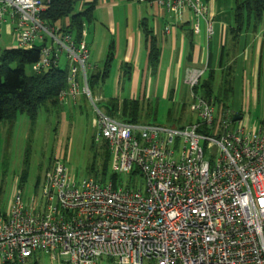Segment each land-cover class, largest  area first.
<instances>
[{
	"label": "built area",
	"instance_id": "1",
	"mask_svg": "<svg viewBox=\"0 0 264 264\" xmlns=\"http://www.w3.org/2000/svg\"><path fill=\"white\" fill-rule=\"evenodd\" d=\"M49 0H0V26L16 48L41 45L35 73L65 57L61 104L89 102L95 139L106 142L111 171L127 179L75 178L55 161L39 200L16 188L0 213V264H25L34 254L69 264H264V124L253 130L216 118L214 105L192 88L207 68L186 69L194 120L183 127L124 122L97 106L87 84L89 50L81 37L41 18ZM198 34L212 25L202 0H156ZM168 32L169 27H165ZM141 178V180H140Z\"/></svg>",
	"mask_w": 264,
	"mask_h": 264
},
{
	"label": "rangeland",
	"instance_id": "2",
	"mask_svg": "<svg viewBox=\"0 0 264 264\" xmlns=\"http://www.w3.org/2000/svg\"><path fill=\"white\" fill-rule=\"evenodd\" d=\"M232 1L223 13L225 18H231ZM2 27L4 29V26ZM239 44L240 41L236 46L228 49L238 54ZM262 55V66L258 70L259 75L256 80L258 87H253V73L248 68V61L243 60V54H238L231 71L232 93L226 101L225 112H238L241 121L246 122L247 130H253L264 124V46ZM253 60L251 64H255ZM59 64L65 67L64 56L60 58ZM247 80L250 82L248 87L245 85ZM131 83L132 79L128 76L125 78L118 76L113 64L105 82L98 83L93 88V95L100 97L96 102L97 106L101 108L105 99L109 97L119 101L137 98L142 106L141 121L143 122L175 127L176 119L181 113L187 120L194 119V115L189 110L191 93L184 81L182 83L181 80L179 87H175L171 98L165 97L162 80L159 79L158 82L156 77L148 78L147 83L144 82V88L137 86L134 91L131 89ZM78 101L72 108L61 104L59 111L41 109L33 123L25 113H17L12 121L0 123V211L4 212L7 209L12 193L18 187L26 201L31 198L35 201L39 200L44 176L52 169L55 161L63 162L77 179L86 176L85 169L93 156L97 158L98 164L102 161L103 140L95 139L96 130L92 124L94 113L88 101L80 98ZM169 110L170 117L167 115ZM216 118H219V115H216ZM23 171H26L25 181L19 183L18 179ZM111 172V159L108 158L106 174L109 175ZM119 177L123 182L127 179V175H119ZM35 182H37L36 187ZM99 262L107 264L105 259ZM25 264H69V262L64 258L53 261L43 253H37L28 258Z\"/></svg>",
	"mask_w": 264,
	"mask_h": 264
},
{
	"label": "trees",
	"instance_id": "3",
	"mask_svg": "<svg viewBox=\"0 0 264 264\" xmlns=\"http://www.w3.org/2000/svg\"><path fill=\"white\" fill-rule=\"evenodd\" d=\"M203 1L207 2L208 0ZM96 2L97 0L89 2H84V0H49L41 13V18L46 24L60 26L63 31L72 33L76 40H80L84 28L83 24L93 19L92 11ZM79 3H82L81 9L77 8ZM260 27L264 28V0L232 1L231 23L227 28V33L230 35L232 42L231 47L236 46L240 34L255 32ZM144 35L149 42L148 65L151 71L154 72L159 61V48L148 29L145 30ZM40 47L41 45H34L30 48L10 47L0 50V123L2 121H12L17 113H25L33 123L38 111L41 109L45 111L60 110L61 103L57 97L60 90L67 86L66 64L64 68L60 64L51 65L39 73L30 71L29 66L39 59ZM113 61L114 49L110 43L107 46L102 65L90 72L87 71V84L92 94L95 85L105 82L109 76ZM234 64V52L230 49H221L218 67H207L203 76L192 88L195 94L202 96L214 105L216 115H221L227 110L226 101L232 93L230 77ZM120 66L128 68L129 65L124 62ZM261 66L262 61L260 60L258 70L261 69ZM172 95L173 93L170 91L166 97L171 98ZM101 108L107 116L113 119L124 122H143L141 121L143 110L137 98L119 101L116 98L109 97L105 99ZM181 110L183 111V105ZM167 115L170 117V110ZM176 120L175 124L177 125L174 126L180 128L194 119L187 120L181 113ZM102 147L101 164L99 163V165L97 158L93 156L85 169V177H92L100 183H105L108 180L112 183L118 182L120 177L116 173L106 174V161L110 158V153L104 140L102 141ZM25 177L26 171H23L18 182L23 183ZM36 185L37 182H35V187ZM101 259H105L107 264H115L111 258ZM5 264L16 263L9 262Z\"/></svg>",
	"mask_w": 264,
	"mask_h": 264
},
{
	"label": "crops",
	"instance_id": "4",
	"mask_svg": "<svg viewBox=\"0 0 264 264\" xmlns=\"http://www.w3.org/2000/svg\"><path fill=\"white\" fill-rule=\"evenodd\" d=\"M89 1L91 0H84ZM205 3L206 17L212 25V38L206 36L205 23L196 34L193 29L191 31L192 22L188 16L177 20L156 0H97L92 11L93 19L83 24L82 37L89 50L88 71L102 65L107 46L111 43L115 70L119 77L128 76L132 79L133 91L137 86L144 88V82L147 83L148 78L156 77L158 82L159 79L162 80L165 97L170 91L174 94L175 87H179L181 80L183 83L187 68L201 66L206 56L207 67L217 68L221 49L231 47V38L227 33L231 18L223 16L231 5V0H208ZM81 7L82 3H79L77 8ZM165 27H169L168 32H165ZM146 29L159 48V61L154 72L148 65L149 42L144 35ZM239 41L237 53L243 54V60L248 61V68L253 73V87H258L256 80L259 61L263 58L264 28L240 34ZM13 45V35L0 26V50ZM238 54H235L236 61ZM253 59L255 64H251ZM124 62L128 63V68L120 66ZM249 84L247 80L245 85L248 87ZM80 100L84 101V98L80 97ZM66 105L72 108L77 104Z\"/></svg>",
	"mask_w": 264,
	"mask_h": 264
},
{
	"label": "water",
	"instance_id": "5",
	"mask_svg": "<svg viewBox=\"0 0 264 264\" xmlns=\"http://www.w3.org/2000/svg\"><path fill=\"white\" fill-rule=\"evenodd\" d=\"M240 114H238V113H234L232 116H231V121H237V120H239L240 119Z\"/></svg>",
	"mask_w": 264,
	"mask_h": 264
}]
</instances>
